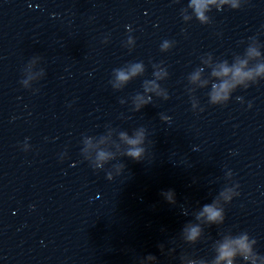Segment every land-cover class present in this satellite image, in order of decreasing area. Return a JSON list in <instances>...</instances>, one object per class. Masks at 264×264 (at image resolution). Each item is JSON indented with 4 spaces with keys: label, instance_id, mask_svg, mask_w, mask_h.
I'll list each match as a JSON object with an SVG mask.
<instances>
[{
    "label": "water",
    "instance_id": "1",
    "mask_svg": "<svg viewBox=\"0 0 264 264\" xmlns=\"http://www.w3.org/2000/svg\"><path fill=\"white\" fill-rule=\"evenodd\" d=\"M0 264H264V0H0Z\"/></svg>",
    "mask_w": 264,
    "mask_h": 264
},
{
    "label": "clouds",
    "instance_id": "2",
    "mask_svg": "<svg viewBox=\"0 0 264 264\" xmlns=\"http://www.w3.org/2000/svg\"><path fill=\"white\" fill-rule=\"evenodd\" d=\"M132 155L136 156L138 155V153H132ZM207 211L211 212V209H206ZM213 216H215L216 214L215 213H212Z\"/></svg>",
    "mask_w": 264,
    "mask_h": 264
}]
</instances>
